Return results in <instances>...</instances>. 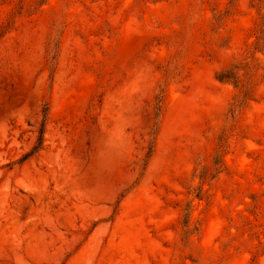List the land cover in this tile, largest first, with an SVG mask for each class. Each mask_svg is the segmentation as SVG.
I'll return each instance as SVG.
<instances>
[{"label": "rangeland", "instance_id": "374dc122", "mask_svg": "<svg viewBox=\"0 0 264 264\" xmlns=\"http://www.w3.org/2000/svg\"><path fill=\"white\" fill-rule=\"evenodd\" d=\"M0 264H264V0H0Z\"/></svg>", "mask_w": 264, "mask_h": 264}, {"label": "trees", "instance_id": "16d2710c", "mask_svg": "<svg viewBox=\"0 0 264 264\" xmlns=\"http://www.w3.org/2000/svg\"><path fill=\"white\" fill-rule=\"evenodd\" d=\"M229 76L228 75H220V79L221 80H224V79H226V78H228ZM246 96H247V92H246V94H244V97L239 101V105H238V107L244 102V100L246 99Z\"/></svg>", "mask_w": 264, "mask_h": 264}]
</instances>
